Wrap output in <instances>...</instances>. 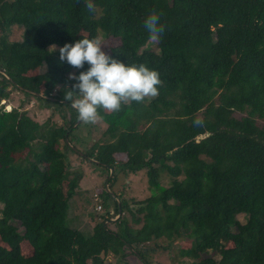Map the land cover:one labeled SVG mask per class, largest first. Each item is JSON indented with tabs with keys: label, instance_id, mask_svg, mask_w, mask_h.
<instances>
[{
	"label": "trees",
	"instance_id": "obj_1",
	"mask_svg": "<svg viewBox=\"0 0 264 264\" xmlns=\"http://www.w3.org/2000/svg\"><path fill=\"white\" fill-rule=\"evenodd\" d=\"M13 26L21 30L16 41ZM98 36L120 44L99 54ZM136 72L153 77L148 99L128 94ZM91 81L112 108L106 113L107 103L95 100L106 129L80 151L71 132L91 112L74 105ZM12 90L54 99L72 116L39 124L6 111L1 102ZM260 121L264 0H0V239L10 247L0 249V264H150L141 251L149 243L175 248L184 264H264ZM68 152L111 167L107 183L117 169L145 171L149 196L115 199L114 231L108 219L89 232L68 227L63 183L69 179L72 193L81 179ZM13 222L32 245L30 260L18 257Z\"/></svg>",
	"mask_w": 264,
	"mask_h": 264
},
{
	"label": "rangeland",
	"instance_id": "obj_2",
	"mask_svg": "<svg viewBox=\"0 0 264 264\" xmlns=\"http://www.w3.org/2000/svg\"><path fill=\"white\" fill-rule=\"evenodd\" d=\"M96 16L100 15V11L97 9ZM20 29L13 26L9 33L10 40H18L20 38ZM81 36L85 37L84 34ZM120 44L119 39H102L98 36V42L94 45L96 51L99 54H107L108 48L110 46H118ZM149 48L155 49V41L151 40L149 42ZM53 52L57 51L55 46L50 47ZM43 68H38L36 70L28 72V75H37L42 73ZM68 77L73 79V73H69ZM153 77L150 73L136 72L131 80V88L129 95L133 97H146L150 98L149 88L152 84ZM88 91H84L82 97L75 101L74 107L79 106L87 111H89L90 116L86 119L80 118L77 122V128L74 132H71V142L75 145V150L86 151L95 141H100L103 136L102 132L106 129V124L101 121V118L95 112L93 106L95 100H100V103H107L104 111L107 113L112 107L108 104L110 101L104 100L102 95L103 91L94 82H90ZM55 94V92H53ZM55 100L51 99V102H44L38 100L36 97L25 96L23 93L12 90L10 97L6 101H2L4 110L10 111L13 108L19 109L21 112L28 114L33 120L39 124L43 123H56L57 125L63 124L64 115L67 118L72 116V111L68 106H59L54 103ZM261 122V121H260ZM264 124V122H261ZM36 144H34L35 146ZM25 154V153H24ZM70 164L69 169L78 168L81 173V179L78 181L77 187L70 191L69 179L63 183V188L61 192V197L66 196L68 204V215H67V226L70 228L79 227V230L90 231L93 225L96 224L98 220L108 219L110 221V227L112 231L116 229L115 222L120 216V214L115 213L114 200H119L118 197L132 202L133 200H143L149 196L150 191L147 185V176L145 171L137 174H124L120 170L115 171V178L107 183L108 176L111 177V171L109 168V173L102 166L94 164L90 161L82 160L74 153L68 152L66 154V163ZM70 178V177H69ZM110 180V179H109ZM162 184L168 182L167 176L162 174L160 177ZM110 186V189L108 188ZM69 189L70 193H67ZM100 191V193L98 192ZM104 191V194H101ZM94 194L98 195L100 198V203L102 210L100 212L94 210L96 202L93 197ZM104 199H108L109 204H102ZM109 208V211L106 210ZM1 209V204H0ZM90 213V214H89ZM101 218V219H100ZM128 220V225L132 228L140 227L138 224L130 220L129 215L126 216ZM238 219L241 223L245 222V217L243 215H238ZM17 227L20 235L17 238L16 243L19 248V258L21 260H30L33 258V248L31 243L23 237V229L16 222L12 223ZM178 245L183 249L189 247V244L179 241ZM177 245V246H178ZM0 249L3 252L10 251L8 244L4 243L0 239ZM161 248L155 247L153 243H149L141 248L143 254H146L147 261L150 264H184V261L188 262V259H181L179 251L175 248H170L167 251H161ZM108 261H114V257L109 254L105 257ZM134 264H141L139 259L133 260ZM54 264H59L56 262Z\"/></svg>",
	"mask_w": 264,
	"mask_h": 264
},
{
	"label": "built area",
	"instance_id": "obj_3",
	"mask_svg": "<svg viewBox=\"0 0 264 264\" xmlns=\"http://www.w3.org/2000/svg\"><path fill=\"white\" fill-rule=\"evenodd\" d=\"M93 199H94L95 202H100V199L98 198L97 194L96 195L94 194ZM95 210L98 211V212H100L102 210V206H101L100 203H97V205L95 207Z\"/></svg>",
	"mask_w": 264,
	"mask_h": 264
},
{
	"label": "water",
	"instance_id": "obj_4",
	"mask_svg": "<svg viewBox=\"0 0 264 264\" xmlns=\"http://www.w3.org/2000/svg\"><path fill=\"white\" fill-rule=\"evenodd\" d=\"M81 117H82V115H81ZM81 117H80V118H81ZM78 122H79V121H78ZM109 168H110L111 175H112L113 169H112L111 167H109Z\"/></svg>",
	"mask_w": 264,
	"mask_h": 264
}]
</instances>
